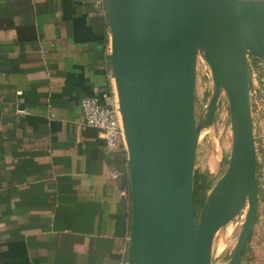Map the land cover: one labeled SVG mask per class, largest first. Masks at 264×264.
Instances as JSON below:
<instances>
[{"label": "water", "instance_id": "water-1", "mask_svg": "<svg viewBox=\"0 0 264 264\" xmlns=\"http://www.w3.org/2000/svg\"><path fill=\"white\" fill-rule=\"evenodd\" d=\"M259 1L105 0L130 191L126 264H207L217 233L238 219L226 264H242L259 202L251 106L254 68L264 70ZM200 65L214 106L225 98L231 149L211 201L209 188L197 213Z\"/></svg>", "mask_w": 264, "mask_h": 264}, {"label": "crops", "instance_id": "crops-1", "mask_svg": "<svg viewBox=\"0 0 264 264\" xmlns=\"http://www.w3.org/2000/svg\"><path fill=\"white\" fill-rule=\"evenodd\" d=\"M97 16L94 0H0V264H126V152L80 111L108 81Z\"/></svg>", "mask_w": 264, "mask_h": 264}, {"label": "rangeland", "instance_id": "rangeland-1", "mask_svg": "<svg viewBox=\"0 0 264 264\" xmlns=\"http://www.w3.org/2000/svg\"><path fill=\"white\" fill-rule=\"evenodd\" d=\"M201 68L202 65H200L197 74L195 96L199 122L202 115L203 118L195 171L199 174H206L211 182V187H213L222 179L227 167L231 149V128L226 112L225 98L222 97L221 104L223 105L219 109L209 103L212 88L211 80L208 75H201ZM254 73L251 106L258 176L264 193V70L254 68ZM210 107L213 109L212 117L207 116L206 118V112ZM210 123H213V126L209 127ZM258 201L257 220L242 264H264V197ZM240 231L241 226L238 219L217 233L209 264H226L228 262Z\"/></svg>", "mask_w": 264, "mask_h": 264}, {"label": "built area", "instance_id": "built-area-1", "mask_svg": "<svg viewBox=\"0 0 264 264\" xmlns=\"http://www.w3.org/2000/svg\"><path fill=\"white\" fill-rule=\"evenodd\" d=\"M94 5L97 15L104 14L105 0H94ZM108 73V90H103L99 98H83L80 102V111L86 126L98 132L104 146L118 148L126 152L122 121L111 70ZM120 197L127 201L125 186L120 191Z\"/></svg>", "mask_w": 264, "mask_h": 264}, {"label": "trees", "instance_id": "trees-1", "mask_svg": "<svg viewBox=\"0 0 264 264\" xmlns=\"http://www.w3.org/2000/svg\"><path fill=\"white\" fill-rule=\"evenodd\" d=\"M96 26H97V29L99 30V33L102 34V39H103L105 48L107 49V45L109 43L107 31H109V30H108V18H107L106 3H105V8H104V14L98 15L96 17ZM103 62L107 66L108 70H110V57H109V55H107L103 59ZM108 87H109V82L107 81L103 90H108ZM124 186L127 189V205H128L127 206V221H128V235H129L131 216H130V191H129L127 165H126L125 172H124ZM210 187H211V182L208 179L207 175L206 174H199V173L195 172V176H194V200H195L197 213L199 212V210L203 204L206 191ZM258 194H259V199L264 197V193H263V190L261 188L259 176H258ZM247 250L248 249L245 250L243 260L246 256ZM125 256L126 257L124 258V260L127 263V252H126Z\"/></svg>", "mask_w": 264, "mask_h": 264}, {"label": "bare ground", "instance_id": "bare-ground-1", "mask_svg": "<svg viewBox=\"0 0 264 264\" xmlns=\"http://www.w3.org/2000/svg\"><path fill=\"white\" fill-rule=\"evenodd\" d=\"M261 1H263V0H261ZM257 2H258V4L260 5L261 4V2L259 1V0H257ZM209 103H211V105H213V107H214V104L211 102V100H210V102ZM212 113H213V109H211V107L209 108V110L206 112V118H207V116H210V118L212 117ZM202 118H203V115H202V117H201V120H200V126H201V121H202ZM204 124H205V122H204ZM220 182V181H219ZM219 182H217L213 187H210V189H209V191H208V193H207V196H208V202H210L211 201V199H212V197H213V195H214V192H215V190H216V188H217V185H218V183ZM207 264H209V260H208V262H207Z\"/></svg>", "mask_w": 264, "mask_h": 264}]
</instances>
